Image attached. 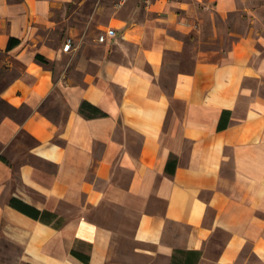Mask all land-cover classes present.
Returning <instances> with one entry per match:
<instances>
[{
  "label": "crops",
  "instance_id": "crops-1",
  "mask_svg": "<svg viewBox=\"0 0 264 264\" xmlns=\"http://www.w3.org/2000/svg\"><path fill=\"white\" fill-rule=\"evenodd\" d=\"M114 1L0 0V264H264V0Z\"/></svg>",
  "mask_w": 264,
  "mask_h": 264
},
{
  "label": "trees",
  "instance_id": "trees-1",
  "mask_svg": "<svg viewBox=\"0 0 264 264\" xmlns=\"http://www.w3.org/2000/svg\"><path fill=\"white\" fill-rule=\"evenodd\" d=\"M18 41L16 39H13L11 38L9 40V43H8V49L11 48L13 45L17 44ZM36 60L38 62H40L41 64H43L44 66H48L49 63L47 60H45L43 57L41 56H36ZM80 113L82 115H84L85 117L87 118H91V117H98V116H102L103 113L97 109L96 107H94L93 105L87 103V102H83L80 106ZM12 204L17 208L19 209L20 211L24 212V213H27V214H30L32 215L34 218H38V212L30 207H28L27 205L23 204V203H20V202H17V201H12ZM73 255H76L77 254L75 252H73Z\"/></svg>",
  "mask_w": 264,
  "mask_h": 264
},
{
  "label": "built area",
  "instance_id": "built-area-1",
  "mask_svg": "<svg viewBox=\"0 0 264 264\" xmlns=\"http://www.w3.org/2000/svg\"><path fill=\"white\" fill-rule=\"evenodd\" d=\"M129 0H116V4L115 6L117 8H121L122 6H124ZM144 5L145 6H149L151 5L152 3L158 1V0H142ZM164 2L168 3V2H178L180 0H163ZM115 35V31L113 29H109V30H105L103 31V33L98 37V41L99 42H104V40L107 38V37H114ZM72 50V39L68 38L66 40V42L64 43L63 45V48H62V51L64 53H69L71 52Z\"/></svg>",
  "mask_w": 264,
  "mask_h": 264
},
{
  "label": "rangeland",
  "instance_id": "rangeland-1",
  "mask_svg": "<svg viewBox=\"0 0 264 264\" xmlns=\"http://www.w3.org/2000/svg\"><path fill=\"white\" fill-rule=\"evenodd\" d=\"M104 3V2H103ZM116 4V0L114 1V5ZM115 9H119V8H117L116 6H115ZM96 34H97V32H96ZM7 108H5V106L3 105V104H0V110H6ZM6 261H10L9 259H5Z\"/></svg>",
  "mask_w": 264,
  "mask_h": 264
}]
</instances>
